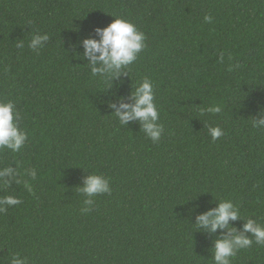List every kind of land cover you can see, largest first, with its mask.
I'll use <instances>...</instances> for the list:
<instances>
[{
    "label": "trees",
    "instance_id": "1",
    "mask_svg": "<svg viewBox=\"0 0 264 264\" xmlns=\"http://www.w3.org/2000/svg\"><path fill=\"white\" fill-rule=\"evenodd\" d=\"M114 18L142 31L145 48L119 74L93 75L82 42ZM36 34L49 36L38 53L28 47ZM144 78L157 142L114 114ZM8 100L29 138L18 152L0 149V168L20 173L0 198L21 200L0 212V264L15 253L27 264H213L227 229L195 224L221 199L240 213L229 221L236 234L248 219L264 225V128L252 126L264 115V0H0ZM213 105L221 111H204ZM91 173L111 193L85 213L78 188ZM244 235L253 242L230 264H264V244Z\"/></svg>",
    "mask_w": 264,
    "mask_h": 264
},
{
    "label": "clouds",
    "instance_id": "2",
    "mask_svg": "<svg viewBox=\"0 0 264 264\" xmlns=\"http://www.w3.org/2000/svg\"><path fill=\"white\" fill-rule=\"evenodd\" d=\"M205 20L211 22V17L206 16ZM99 40L87 38L83 40L84 55L88 58L93 75L108 72L112 76L119 74L122 67L132 64L137 55L145 48V34L127 19L114 18L104 28L96 29ZM48 34L33 35L28 42V47L37 53L48 41ZM18 48L24 47V42H18ZM98 54V55H97ZM99 65V66H98ZM134 103H121L115 110V116L121 125L127 124L130 120H139L142 123L144 134L153 142H157L163 132V126L158 123L159 111L154 102L153 84L148 78H144L132 93ZM112 107H115L112 105ZM204 111L219 113L220 106L213 105ZM20 115L16 110L15 103L11 100L0 101V149H10L18 152L28 140V133L21 129L18 121ZM254 128H264V115L259 119L252 120ZM208 133L212 140L220 138L224 133L218 126L209 127ZM28 176L36 178V170L29 169ZM20 173L17 169L10 167L0 168V184L7 186L9 181L19 182ZM25 187L31 191V186L25 181ZM86 199L83 201L85 213L91 210L93 197L100 194H110L111 188L109 179L91 173L78 188ZM21 200L11 195L0 198V212L5 210V205L14 206L20 204ZM240 213L231 200L221 199L213 209L196 217L197 228H206L215 232L217 229H227V234L215 241L212 254L213 264H230V258L234 257L239 249L250 247L253 239L244 233H250L257 244H264V225L248 219L243 225V232L236 234V229L229 225V221L238 219ZM10 264H27V258L15 253Z\"/></svg>",
    "mask_w": 264,
    "mask_h": 264
}]
</instances>
